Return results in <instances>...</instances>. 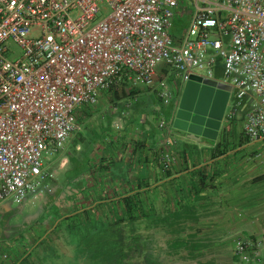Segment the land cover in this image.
<instances>
[{"label": "built area", "instance_id": "2783aa9c", "mask_svg": "<svg viewBox=\"0 0 264 264\" xmlns=\"http://www.w3.org/2000/svg\"><path fill=\"white\" fill-rule=\"evenodd\" d=\"M177 5L0 0V204L42 191L44 159L64 150L80 131L79 113L124 78L153 89L165 106L192 75L229 85L225 119L243 112L245 141L264 145V0H216L217 14L199 10L178 43L170 32ZM102 10L109 14L98 21ZM162 63L170 72L158 80ZM158 125L168 130L163 117ZM162 161L168 169L174 157ZM233 254L237 264H264V236L236 239Z\"/></svg>", "mask_w": 264, "mask_h": 264}, {"label": "crops", "instance_id": "0c3cea01", "mask_svg": "<svg viewBox=\"0 0 264 264\" xmlns=\"http://www.w3.org/2000/svg\"><path fill=\"white\" fill-rule=\"evenodd\" d=\"M215 1L178 0L170 31L177 43L186 36L190 23L199 10L210 9L214 15L217 14ZM175 25L177 28L174 31ZM217 75L222 78L221 70L217 71ZM184 90L185 85L180 90L175 113ZM109 97L105 91L96 107L84 108L79 113L80 131L71 135L63 150L61 167H66V171L79 172L85 166L83 173L86 190L78 192L74 198L69 192L68 201L74 211L70 215L90 213L91 208L105 209L104 206H107L108 210L104 212H109L105 214L111 216L116 214L115 207L123 203L124 199L137 196L140 201L138 212L142 220L179 221L177 228L181 232L165 233L168 239L177 236L182 238L183 235L200 238L211 233L213 222L218 220L211 207L214 209L220 201L216 196L218 193L222 195V187L229 184L226 178L228 166L225 165L229 151L226 150L237 122L242 124L241 143L245 140L244 113H239L232 121L226 120L216 141L204 139L198 142L174 129L173 120L169 123L168 130L162 132L158 125L160 119L156 118L159 116H156L158 114L154 110L152 115L144 110L129 112V106L124 107L122 102H114ZM197 101L196 97L195 103ZM166 155L174 157L168 169H165L162 161ZM123 164L126 168H131L126 181H121L118 177L111 179L105 171L98 170L100 165L118 169ZM94 215L101 217L97 212ZM155 229L161 230L155 231L163 235V227ZM156 241H160V238ZM175 251L186 254L175 259L180 261L179 264H190L188 259L194 258L184 248ZM207 251L209 248L206 247L197 251L195 264L206 261H202L200 257Z\"/></svg>", "mask_w": 264, "mask_h": 264}, {"label": "rangeland", "instance_id": "374dc122", "mask_svg": "<svg viewBox=\"0 0 264 264\" xmlns=\"http://www.w3.org/2000/svg\"><path fill=\"white\" fill-rule=\"evenodd\" d=\"M101 7L103 8L105 5L102 4ZM108 14L109 12L106 10L100 11L97 20L106 18ZM176 28L177 25L173 27V30L175 31ZM11 45L16 52H19L13 44ZM165 67H167L166 64L162 63L159 64L158 69ZM172 76L174 73L171 72L168 78ZM135 82L142 91L141 95H138V101L131 103V99L128 98L118 102H122L124 107L129 106V112L144 110L147 114L152 115L154 110L158 114L156 116H159L156 117L158 120L161 117L165 119L164 116H167L168 112L163 111L165 106L156 99L153 89L148 93L145 85ZM177 82L180 83L178 80ZM188 97L190 98V96ZM231 110L230 107L227 108L228 113H231ZM170 123H172L171 119ZM234 128L229 148L226 150L229 151V154L225 159V165L228 166L226 178L229 180V184L222 187V195L220 196L218 193L216 196L220 201L214 206V209L211 207V211L215 210L214 217L218 218L217 221L213 222L211 233H208V230V234L200 238H188L183 235L182 238L177 236L168 239L165 233L179 234L181 232L177 228L179 221L175 220L154 221V219L142 220L141 218L134 225L120 226L119 233L123 235L126 242L130 241L131 247L140 245L143 250L148 251L146 264H174L175 262L179 264L180 261H175V259H179L178 256L185 253L175 251L178 248H184L188 251L194 257L189 258L188 261L190 264H195L197 251L204 247L209 248V251L200 257L202 261L206 260L201 264H237L233 254L236 239L247 236H264V145L247 143L245 140L241 143L242 124L237 122ZM59 155L60 153L44 159L46 179L42 191L35 198L33 195L30 196L21 205L16 204L13 200H6L0 204V245L10 246L11 244L10 247H14L11 251L13 255L16 254V250L23 248L24 245L30 249L33 247L35 249L42 242L80 245L79 247L82 248H84L83 245L90 246L88 244L89 237L85 240L79 238L76 243H72V237L69 234V237H64L65 239L60 238L61 236L58 234L57 222L63 217H68L70 213H74L72 211L73 206L68 201L69 190L74 187L77 181L83 182L85 179L83 173L85 166L79 172L66 171V167H61L63 157L61 158ZM222 199H224L223 202ZM90 211L93 214L82 212L80 221L88 222L96 219L97 217L94 215L96 212L103 215L101 212L103 209L100 207L91 208ZM159 226L164 228L163 235L157 232L161 230L155 229ZM92 228L84 231L83 234L95 233ZM108 231L116 232V229L111 228ZM159 238L160 241H156ZM85 249L87 248L85 247ZM56 252L60 251L47 253L46 260L50 264H65L64 261L55 256ZM70 253L73 252L70 251ZM75 254L76 252H74ZM144 255L145 253L135 258L136 263L141 264L144 261ZM17 257L13 256L12 262L17 261ZM88 257L91 258L92 256ZM54 258L56 259L53 260ZM58 259L60 262H56ZM66 260H69V257ZM71 260L73 259L71 258ZM185 263L187 262H181V264Z\"/></svg>", "mask_w": 264, "mask_h": 264}, {"label": "trees", "instance_id": "16d2710c", "mask_svg": "<svg viewBox=\"0 0 264 264\" xmlns=\"http://www.w3.org/2000/svg\"><path fill=\"white\" fill-rule=\"evenodd\" d=\"M170 72V69L168 67L165 68H160L158 69V80H163L166 79L168 76V73ZM219 76V75H217ZM152 89L147 88V92L149 93ZM180 90L181 86L179 85L176 91V98L170 106L167 108L165 106L163 108V111L168 112L167 116H164L166 121L170 123V119L173 120V116L176 110V102L180 97ZM110 95V99L113 100L114 102L116 101H121L123 99H128V98H133L135 96L141 95L142 91L139 89L137 86L135 80H128L127 78H124L120 83L117 85H112L107 91ZM156 97V96H155ZM157 99V98H156ZM158 100V99H157ZM159 101V100H158ZM161 102V101H160ZM162 103V102H161ZM226 141V140H225ZM226 149V147H225ZM61 158L63 157V151L60 152ZM98 170L100 171H105L107 176H109L111 179L118 177L119 180L121 181H126L129 178V174L131 172V168H126V165L123 164V166H119L117 168H113L109 165L104 166L100 165ZM120 170L122 172H120ZM117 171V172H116ZM83 174V173H82ZM76 179V178H75ZM74 183V181H72ZM86 190V183L82 181H77L74 185V187H71L69 192H71L73 198L76 196L78 192H82ZM102 208V207H100ZM105 209L101 211L104 215L105 218H107V223L106 221H99L97 219H92L90 221L82 222L80 221V214L75 213L72 216L68 217H63L59 222L56 224V228L58 229V234H60V238H66V237H72V243H76L79 238H83L84 240L89 237L88 244L93 245L104 243L103 237L101 236L105 230H109L111 228H119L120 226H123L125 224H131L134 225L138 220L142 218L141 214L138 212L140 211V201H138L137 196L136 197H128L123 200V203L120 205H117L115 207V213L114 215L109 216V214H105V210H107V206H104ZM89 213V212H87ZM109 213V212H107ZM111 213V212H110ZM101 215V217L103 216ZM100 217V218H101ZM110 217L112 218L113 222L108 221L111 220ZM93 227V228H92ZM93 229L95 233H88V235H84V231H87L88 229ZM57 232V231H56ZM69 234V236H68ZM84 235V236H83ZM64 238V239H65ZM62 241V240H61ZM39 244H47V242H42ZM11 246V244H10ZM9 245L6 247L7 249L5 250V253H10L9 251L12 250L13 247H10ZM26 247V245H24ZM26 253L28 254L32 249H28L26 247ZM22 260H30L28 257L23 256Z\"/></svg>", "mask_w": 264, "mask_h": 264}, {"label": "water", "instance_id": "95a60500", "mask_svg": "<svg viewBox=\"0 0 264 264\" xmlns=\"http://www.w3.org/2000/svg\"><path fill=\"white\" fill-rule=\"evenodd\" d=\"M230 92L229 85L192 75L173 117V128L198 142L216 141L223 128Z\"/></svg>", "mask_w": 264, "mask_h": 264}, {"label": "flooded vegetation", "instance_id": "af4514ba", "mask_svg": "<svg viewBox=\"0 0 264 264\" xmlns=\"http://www.w3.org/2000/svg\"><path fill=\"white\" fill-rule=\"evenodd\" d=\"M96 219L101 222H105L107 220V218H105L104 216ZM110 219L111 220L108 219V221L113 222L111 217ZM114 229H116V232H109L108 230H105V232L101 235L103 237L104 243L99 244L97 242V244H93L90 246L83 245L84 248L79 247L80 245H66L65 243L38 244L35 249L34 247L31 248L32 250L28 254L26 253L27 246H24L23 248L16 250V254L13 255L11 251L14 247L11 251H9L11 253H5L7 245H0V264H50L46 260V254L55 251H60L58 253L56 252L55 256L60 258L61 261H64L65 264H139L136 263L135 258L144 253V261L141 264H146L148 251L143 250L140 245L131 247L130 241L128 240V242H126V239H123V235L119 233L118 230L120 229V227ZM85 247L87 249H85ZM91 248L93 249V251H91ZM19 250L22 253L21 255ZM70 251H72L73 253H70ZM74 252H76L75 255ZM13 256H18V260L12 262ZM23 256L28 257L30 260H22ZM88 256L92 257L90 258ZM68 257L69 260H66L68 259ZM71 258L73 260H71ZM55 259L56 258H54L53 260ZM57 261L60 262L59 259L56 260V262Z\"/></svg>", "mask_w": 264, "mask_h": 264}]
</instances>
